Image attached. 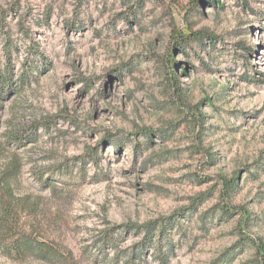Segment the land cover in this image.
<instances>
[{
  "label": "rangeland",
  "instance_id": "rangeland-1",
  "mask_svg": "<svg viewBox=\"0 0 264 264\" xmlns=\"http://www.w3.org/2000/svg\"><path fill=\"white\" fill-rule=\"evenodd\" d=\"M246 2L0 0V65L10 43L14 78L26 74L0 100V184L13 156L20 166L0 195L66 256L0 251V264H112V249L94 254L101 230L181 208L166 264H264L246 240L264 242V0ZM32 124L36 141L5 144L4 129ZM143 237L124 233L119 249ZM158 237L144 264H158Z\"/></svg>",
  "mask_w": 264,
  "mask_h": 264
},
{
  "label": "trees",
  "instance_id": "trees-1",
  "mask_svg": "<svg viewBox=\"0 0 264 264\" xmlns=\"http://www.w3.org/2000/svg\"><path fill=\"white\" fill-rule=\"evenodd\" d=\"M208 1L212 4L213 7L217 6V0H196V3ZM243 4H247L246 0H242ZM13 6L12 4H10ZM79 6H76L74 11H77ZM126 19L127 14L123 15ZM48 18V17H47ZM21 23L24 21V16H21ZM69 27H74V23H70ZM180 51L185 53V48L179 43ZM3 50L5 52V64L0 65V100L7 98L11 94L17 93L19 89L23 86V81L26 77V74L20 73L19 76L14 78L13 71V62L11 60V44L4 43ZM172 54L169 52L167 54L166 60L171 61ZM170 67V66H168ZM173 72V69L171 68ZM256 81H261L259 78H255ZM78 81L84 82L85 87L88 88L87 81L83 78H80ZM69 121L72 122L73 119L69 117ZM38 124H32L28 128L20 129L19 131L13 128L4 129V141L7 146L20 147L25 146L28 142L36 141L39 134L37 132ZM111 146L117 151L121 149L120 139L111 142ZM94 152L88 154V158H94ZM16 156H13L12 163L4 170V183L0 184V193H9L10 188L9 179L16 176L20 171L19 163L16 161ZM40 183H47V179L42 177L37 178ZM236 182L235 178L230 180L225 179L223 182V192L226 196H229L232 188ZM0 251L4 255L11 258L22 259L26 256H34L40 260L53 261V259H66V256L63 255L53 244L39 240L37 237L32 234L25 232L19 225V216L16 214L13 207L8 206L5 199H2L0 195ZM194 207V206H193ZM220 211L225 216H231L235 212L229 206L223 204L219 205ZM189 208H181L175 210L171 215L167 217L168 221L166 224L159 226L158 222L155 220L146 222L144 224H126L121 225L117 230L112 226L111 228H105L98 233L97 241L98 247L95 250V255H106L108 249L113 250L112 264H118L120 261L122 264H144L143 253L146 247L150 246L152 243L151 235L155 230L158 229L159 237L157 245L154 250L156 254V259L158 264H166L168 260V255L173 251V246H169L166 250V253H162V240L166 238L167 227L172 224L173 217L176 214H181L187 211ZM135 233H144L143 240L135 245H131L124 249H119V241L122 238V235L127 232ZM147 240V242L145 241ZM246 240L256 245V249L259 253H264V242L256 243L252 238H246Z\"/></svg>",
  "mask_w": 264,
  "mask_h": 264
}]
</instances>
